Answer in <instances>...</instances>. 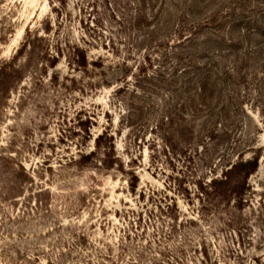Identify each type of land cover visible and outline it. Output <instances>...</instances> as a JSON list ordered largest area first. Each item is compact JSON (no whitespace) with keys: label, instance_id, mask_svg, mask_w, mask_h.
<instances>
[{"label":"rangeland","instance_id":"374dc122","mask_svg":"<svg viewBox=\"0 0 264 264\" xmlns=\"http://www.w3.org/2000/svg\"><path fill=\"white\" fill-rule=\"evenodd\" d=\"M0 264H264V0H0Z\"/></svg>","mask_w":264,"mask_h":264},{"label":"trees","instance_id":"16d2710c","mask_svg":"<svg viewBox=\"0 0 264 264\" xmlns=\"http://www.w3.org/2000/svg\"><path fill=\"white\" fill-rule=\"evenodd\" d=\"M140 2H143V0L142 1L140 0ZM116 18L119 19V16L117 15ZM140 18H142L141 14L136 13L135 20H131V21H133L135 24L137 22L141 23V21H139ZM258 165H259L258 157L246 161L243 158H241L239 161L236 162L231 161L229 164V168L223 171L222 175L220 176L221 179H219V181L221 183H227V182H231V180L235 178L241 180H247L250 177V175L257 170ZM217 180L218 177H216V179H214L213 181L217 182Z\"/></svg>","mask_w":264,"mask_h":264}]
</instances>
